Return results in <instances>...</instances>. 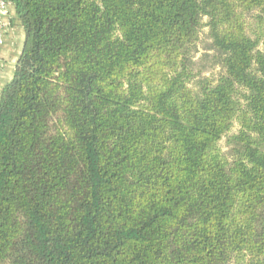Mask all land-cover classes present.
<instances>
[{
    "label": "trees",
    "instance_id": "obj_1",
    "mask_svg": "<svg viewBox=\"0 0 264 264\" xmlns=\"http://www.w3.org/2000/svg\"><path fill=\"white\" fill-rule=\"evenodd\" d=\"M2 1L0 264H264V0Z\"/></svg>",
    "mask_w": 264,
    "mask_h": 264
},
{
    "label": "crops",
    "instance_id": "obj_2",
    "mask_svg": "<svg viewBox=\"0 0 264 264\" xmlns=\"http://www.w3.org/2000/svg\"><path fill=\"white\" fill-rule=\"evenodd\" d=\"M15 20V7L11 4H5L3 12H0V25L2 26L4 41L0 49V98L3 89L14 77L17 62L25 45V30L14 22Z\"/></svg>",
    "mask_w": 264,
    "mask_h": 264
},
{
    "label": "rangeland",
    "instance_id": "obj_3",
    "mask_svg": "<svg viewBox=\"0 0 264 264\" xmlns=\"http://www.w3.org/2000/svg\"><path fill=\"white\" fill-rule=\"evenodd\" d=\"M208 43L209 41L207 39V30L205 29L201 37V43L199 44L198 52L195 55V60L197 63V68L208 70L207 76H212L213 74L218 73L219 69L215 67L212 58L213 54L206 50L208 47ZM237 129L238 127L236 126L233 132H236ZM225 143H226V139H224L220 144L223 150H227L225 147Z\"/></svg>",
    "mask_w": 264,
    "mask_h": 264
},
{
    "label": "built area",
    "instance_id": "obj_4",
    "mask_svg": "<svg viewBox=\"0 0 264 264\" xmlns=\"http://www.w3.org/2000/svg\"><path fill=\"white\" fill-rule=\"evenodd\" d=\"M5 6V3L3 1L0 2V12H3V8ZM3 32H2V26L0 25V49L3 46ZM1 67V62H0Z\"/></svg>",
    "mask_w": 264,
    "mask_h": 264
}]
</instances>
